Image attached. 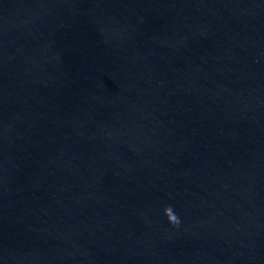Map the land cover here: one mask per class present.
Here are the masks:
<instances>
[{"label":"water","instance_id":"obj_1","mask_svg":"<svg viewBox=\"0 0 264 264\" xmlns=\"http://www.w3.org/2000/svg\"><path fill=\"white\" fill-rule=\"evenodd\" d=\"M113 0H0V264H61Z\"/></svg>","mask_w":264,"mask_h":264},{"label":"clouds","instance_id":"obj_2","mask_svg":"<svg viewBox=\"0 0 264 264\" xmlns=\"http://www.w3.org/2000/svg\"><path fill=\"white\" fill-rule=\"evenodd\" d=\"M164 215L166 216L168 222L172 224L173 226H179V218L174 213L173 208L169 205L164 208Z\"/></svg>","mask_w":264,"mask_h":264}]
</instances>
